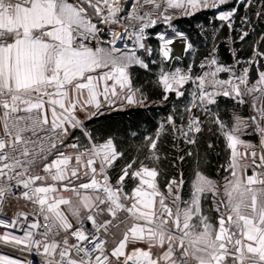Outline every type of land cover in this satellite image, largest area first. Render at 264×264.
<instances>
[{
  "label": "snow or ice",
  "instance_id": "obj_1",
  "mask_svg": "<svg viewBox=\"0 0 264 264\" xmlns=\"http://www.w3.org/2000/svg\"><path fill=\"white\" fill-rule=\"evenodd\" d=\"M226 2L143 0V5L156 10L163 7L160 14L169 20L171 17L165 15L168 9L215 8ZM143 5L138 3V7L121 17L123 8L118 0H75L74 3L69 0H0V205L7 194L13 193V188H22V197L38 206L45 221H51L40 233L42 239L34 238L31 229L41 227L34 222L23 237L4 233L0 234V242L35 247L38 252L42 248L45 264H112L113 260L115 264H264V103L256 106V100H264V71L250 85L247 67L236 75L232 66L220 65L213 57L208 66H215V70L195 78L190 72L183 73L179 69L174 73L162 72L159 76L165 93L183 96L180 89L186 83L191 81L195 85L187 112L192 108L209 112L208 106L215 104L219 95L244 104L245 95L261 94L253 99L256 114L249 118L260 137L259 155L256 145L241 139L242 129L250 126L246 121L236 117L233 127L226 130L219 116L215 117L214 122L219 125L230 150L226 171L230 172L231 179L225 178L222 193L216 181L197 172L189 200L182 201L179 195L183 179L168 181L165 195L159 187L158 170L143 161L133 169L136 160L121 169L113 185L108 169L123 153L117 152L111 138L102 144L93 143L84 151H79L76 143L68 145L77 150L74 155L59 150L69 134V127L81 126L77 109L98 110L101 97L107 104L114 103L115 99L128 104L143 102L142 95L137 99L139 90L132 89L127 69L132 64L143 68L148 65L134 55H116L115 42L121 37L114 31L112 39L106 42L109 47L100 46L105 42L99 41L102 30L98 27L100 23L119 24L122 19L144 22L147 18L148 23L154 24L152 12L140 14L139 8ZM233 14L232 11L222 12L219 19L230 21ZM148 23H141L136 35L138 43ZM228 26L231 28V22ZM247 35L245 32L244 36ZM94 40L98 44L90 46ZM171 43V40L164 41V57L169 55ZM139 46L143 48L144 44ZM255 55L264 56V53ZM204 66L201 64L202 68ZM220 72L230 73L229 78L219 79ZM164 98L167 99V95ZM167 123L190 144L196 143L194 133L202 131L201 119L195 115L188 118L186 130L183 124L177 126L172 116L167 118ZM163 130L162 124L155 138H145L146 159L159 160L157 142ZM53 154L55 158L49 160ZM41 164L44 175L34 170V166ZM249 168L252 175H247ZM82 178L87 182L75 183ZM126 178L138 181L131 193L124 191ZM49 179L52 184L46 183ZM64 181L67 183H62ZM58 182L63 191L73 193L75 201L59 195ZM257 185L259 187H255ZM207 193L212 194L218 213L215 224L201 205ZM61 205L69 207L77 227L74 228L61 211ZM121 212L127 213L134 223L108 252L107 241L97 233L103 229L107 234L109 225ZM19 215L27 219V214ZM98 216L104 217L102 223L98 222ZM85 220L91 222L95 233L86 231ZM15 223V220L11 224L0 220L5 227H14ZM61 231L65 235L62 241H57L55 237ZM70 237L75 238L76 243L70 244ZM85 242L92 245L91 249ZM137 243H144L147 248L133 247L130 252L126 251L130 244ZM154 248L160 250L158 255H153ZM58 249L59 260H56ZM0 264H17V261L0 256Z\"/></svg>",
  "mask_w": 264,
  "mask_h": 264
},
{
  "label": "trees",
  "instance_id": "obj_2",
  "mask_svg": "<svg viewBox=\"0 0 264 264\" xmlns=\"http://www.w3.org/2000/svg\"><path fill=\"white\" fill-rule=\"evenodd\" d=\"M258 13L260 16L259 27L256 26L257 32H249L244 39L235 42L233 48L227 43H221L216 53L210 45L213 39L211 30L217 22L213 20V10H202L190 16L177 17L174 24L188 35L189 43L197 47L194 53L183 54L180 64L184 67L192 65L193 70H198L200 63L212 58L214 54L219 61L229 64L239 57H251L256 45L261 53H264V37L259 41V37L264 33V0H258ZM227 32L228 28L224 26L222 35H227ZM151 40L153 45L157 46L158 41L153 38ZM259 63V68L264 70V57H259ZM172 65H175L174 60L170 66ZM156 67L150 64V69L139 66L131 68L132 84L140 90L144 105L105 109L89 119L86 125L94 138H112L117 151L123 153L110 169L114 181L118 179L126 164L136 160L137 163L133 164V169H136L143 161L145 165L158 170V183L163 191H167L168 181L183 179L180 194L186 199L191 195L192 182L197 172L217 180H222L227 175L230 150L227 149V142L219 125L214 122L215 117L218 115L220 120L229 126L237 111H242L243 116H250L252 101L245 99L244 104H238L231 97L220 95L215 104L208 106L209 112L206 113L200 108H192L191 112H187L185 109L191 106L188 87L183 96L169 92L165 99L163 86L159 84L157 75L152 72ZM255 77L257 74L254 66L252 78ZM192 115L200 117L202 127V131L194 135L195 144L187 143L184 137L174 132L167 123V118L172 116L177 126L183 124L186 130L188 118ZM162 124L164 130L157 142L159 160L146 159L148 150L145 138H155ZM133 185L132 180L127 189Z\"/></svg>",
  "mask_w": 264,
  "mask_h": 264
},
{
  "label": "crops",
  "instance_id": "obj_3",
  "mask_svg": "<svg viewBox=\"0 0 264 264\" xmlns=\"http://www.w3.org/2000/svg\"><path fill=\"white\" fill-rule=\"evenodd\" d=\"M69 2H71V1L69 0ZM122 2H123V0H118V3L123 8L124 4H122ZM183 9H184V11H183L182 16H190V15H193L197 12L202 11V10H208V9L214 11L213 20H216L217 22H216L215 26L212 27V30H211L213 32V39H212L211 44H210L212 46V50L214 53H216V50L221 43H227V44L231 45V47L233 48V45L235 42H239L242 40L241 36H243L244 38L246 37V36H244L245 32H247L248 34H249V32H257L256 26L259 25V16L260 15H257V13H258V0H227V2L225 4H221L215 8L201 7V8H197V9H191V8H183ZM228 11H232L234 13L233 16L231 17L230 21H224V20L219 19V16L222 12H228ZM252 12L254 13L253 15H252ZM180 13H181V11H180ZM89 14H91V9H89ZM95 19H96V17H93L94 23H95ZM229 22H231V25H232L231 28H229V26H228ZM224 26H226L228 28L227 35H222V29ZM184 34H185V37H184V40H185L184 41V45H185L184 54L188 53V52L194 53V51L197 50V47H195V45L189 43L188 35L186 33H184ZM236 35L238 36V39L235 40ZM263 37H264V33L259 37V41ZM257 52L261 53V51L258 49V46L256 45L255 49H254V53L251 57H249V58L239 57L233 63H229V64L219 61L215 54L213 55V57H215L217 59L218 64H220V65L232 66L236 75H240L242 70L247 67L249 69L248 79L250 81H257V79L259 77V73L264 71V70L259 68V64H260L259 63V57H264V56H256L255 53H257ZM121 54H116V55L119 56ZM176 58H180V57H176ZM205 60H208V58ZM205 60H203L200 64L204 63ZM249 61H253V62L249 63ZM254 66L256 67L257 77L252 78V69ZM226 73H228V72H226ZM223 76H225V74H223ZM109 83H111V82H109ZM135 90H137V88L134 87V91ZM118 91H119V89H118ZM137 93L140 94V95H138V100H139L141 97L140 90L137 91ZM217 98H218V96L216 97V100H217ZM262 103H264V100H260V106ZM125 104H126V101H124L122 99H115L114 103L107 104V103L103 102V98L101 97V108L100 109L97 110L93 107H90L87 110V112H83V111H80L79 109H77L76 115L82 123H81V126H78L76 128L69 127V130H68L69 134L67 137H65V140H64L63 152H65V154H68V155H74L77 150L72 149L71 147H68V145H71L73 143H76L80 146L79 151H84L85 148L91 147V145L93 143H95V144L104 143L109 138H106L103 140L94 138L91 135V132L88 130L86 122L89 119L97 116L103 110L109 109L110 106L114 107L115 109H120V107H123ZM137 105H141V103L138 102V103L133 104V106H137ZM49 115H50V113H49ZM0 132H2V131H0ZM113 143H114V141H113ZM114 145H115V143H114ZM73 163H75V161H73ZM97 167H98V165H97ZM35 171L39 172L40 175H44L43 171L40 168L35 169ZM257 171H259V169ZM249 175H252V173ZM204 176H206V175H204ZM209 179H211L213 181H217V179H212V178H209ZM80 182H87V179L82 178L81 181H76L75 183L79 184ZM133 182H134V185L130 189H127V190H132L136 186V184L138 183V181H133ZM46 183L52 184L53 181H51L49 179ZM62 183H67V181H64ZM57 186H58V190H59V195L63 196L66 199H72L73 201H75V197H74L72 192L63 191L59 182L57 183ZM50 195H55V194H50ZM181 199H182V197H181ZM60 209L67 216L68 220L73 224V227L78 226L75 217H73L72 212L67 205H61ZM81 215L82 216L85 215L83 210H81ZM103 219H104L103 216L97 217L98 222H103ZM85 221H87V220H85ZM87 222H89V221H87ZM132 223H134V221L131 220L130 218H128L127 213L123 212L121 214L119 220H118L117 226H113V223L111 225H109L107 234H105L104 230L102 229V233L106 236V238L108 240V248L110 251L113 247L116 246V244L119 242V240L123 238V233L127 230L128 227L131 226ZM133 247H140V248L146 249L147 245L144 243H137L135 245L130 244L128 246V248L126 249V251L130 252ZM152 251H153L154 256L159 254L158 253L159 249L154 248Z\"/></svg>",
  "mask_w": 264,
  "mask_h": 264
},
{
  "label": "built area",
  "instance_id": "obj_4",
  "mask_svg": "<svg viewBox=\"0 0 264 264\" xmlns=\"http://www.w3.org/2000/svg\"><path fill=\"white\" fill-rule=\"evenodd\" d=\"M70 1L73 3L75 2V0H70ZM162 11H163V8H162ZM162 11L161 9L153 10L152 12L153 15L151 16V19L155 20L154 24L148 23L147 18L144 22H142V23H148V27L144 29L143 33L148 34V36L150 37L153 36L161 40V37H164L165 35H167V32L174 31L177 34L175 37L173 38L167 37V38H163V40L164 41L165 40L174 41L175 39L180 38L182 40L181 42L184 43L185 41L184 32L178 29L177 26L174 24V17H177L180 14V10L177 8L168 9L165 15H168L171 17V19L169 20H165L164 16L160 14ZM120 16L125 17V14L122 15V13H120ZM122 21H125V20L122 19L121 22ZM96 22H97V19H95V23ZM140 26L141 24L132 25L128 27L127 32H125V28H120L119 24L105 25V24L100 23L98 24V27L102 30V32L99 34V41L105 42L101 44L100 46L109 47V45L106 42L112 39V32L114 31L120 34V37H121L120 39H117L115 42V47L118 49L117 52H122V50L124 49L125 45L127 44L128 35L131 36L133 39L132 40L133 48H134L133 50H135L137 48L136 35H137V32ZM161 26H163L162 29H160ZM97 44H98V41L94 40L91 42L90 46L94 47ZM228 78L229 76H227L226 79ZM255 82L256 81H249V84L251 85V84H254ZM166 95H168V93H166ZM255 114L256 113L253 111V108H252L250 117ZM0 134H2V132H0ZM255 134L259 137L256 131H255ZM63 147L64 145L60 146L59 150L63 151ZM54 158H55L54 154L49 156V160L54 159ZM37 168H40L42 170V164L39 165L38 167L34 166V170ZM12 183L15 184V181H13ZM22 191H23L22 188L20 189L13 188V193L7 194L4 198L2 205H0V220H3L5 224H11L12 221L14 220L16 221L14 227H5L3 224H0V234L9 233L11 235L23 237L25 231L30 230L29 225L34 222H38L41 225V227L37 229H31V231H33L35 239H42V237L40 236V233L43 232L50 225L51 221L44 220L43 215L40 214L39 212L38 206L24 199L21 195ZM10 202H16L17 205L12 210L9 211L8 207L10 206ZM20 213L27 214V219H25L23 215H19ZM122 213L123 212L119 213L118 218L112 221L113 226L118 225V220ZM109 219H111V217H109ZM84 227L86 231L88 232H92V233L96 232L95 228L91 226V222L85 221ZM64 235L65 234L61 231L60 235L56 236L55 239L57 241H62ZM97 235H99L102 239H105L107 241L105 247L108 250V252H110L108 248V240L106 236L102 233V229L100 230L99 233H97ZM51 239L52 237L50 234L49 242H51ZM69 243L70 244L76 243L75 238L70 237ZM85 246L88 247L89 249H91L92 247V245L87 244V242H85ZM58 251L59 249L57 250V254L54 257L56 260H59ZM42 252H43L42 248L38 252L35 249V247L29 248L24 245L5 244L3 242H0V256H5L11 260L17 261V264H45L46 258L42 254ZM72 255L74 258H76L75 252H73Z\"/></svg>",
  "mask_w": 264,
  "mask_h": 264
},
{
  "label": "rangeland",
  "instance_id": "obj_5",
  "mask_svg": "<svg viewBox=\"0 0 264 264\" xmlns=\"http://www.w3.org/2000/svg\"><path fill=\"white\" fill-rule=\"evenodd\" d=\"M138 3L140 5H143V0H123L122 4H124V7H123V11L121 12L122 15L125 14V16L127 15L128 12H130L132 10L133 7H138ZM163 8V7H162ZM162 8H161V11H162ZM181 11V15L179 14L177 17H180L182 16L183 14V11L184 9L183 8H177ZM153 10H156L154 9L152 6L150 5H143L142 7L139 8V11H140V14L143 15V13L145 11H150V12H153ZM177 17H174V19H176ZM160 18V17H159ZM123 22V23H122ZM119 23V27L120 28H127L132 26V25H137V24H141L142 22L140 21H122ZM122 23V24H121ZM163 26L160 27V29H162ZM177 34L174 32V31H169L167 32V35H165L163 38H167V37H175ZM142 39L139 41V43L137 42V39H136V42H137V48L135 50H125V51H122V52H117L116 54H121V53H126V54H129V55H134L135 57H138L139 59H141L145 64L148 65L147 68L145 69H150V64L151 65H155L157 66L155 69L152 70V72H154L158 79H159V76L161 75L162 72L164 73H174L177 69H179L181 72L183 73H189L191 74V76L193 78H195L196 76H199V75H202L204 72L206 71H210V70H215V66H212L211 68H209V61L212 59V58H209L208 60H205L204 64L205 66L202 68L201 67V64L198 68V70H193L192 69V65H190L191 67H184L180 64L181 62V59L180 58H175L174 59V63L175 65L173 66H170L167 62H166V59L164 58L163 56V53H162V50H161V45L163 43V39L159 40L158 38L156 37H153V36H148V34H142ZM151 38L155 39L158 41V44L157 46L153 45V41L151 40ZM132 40V38H130ZM140 43H143L144 44V47L141 48L139 46ZM133 66H139L141 67L139 64H132L128 69V73H129V76L131 78V85H132V89L134 90V86L132 84V76H131V68ZM143 68V67H142ZM223 74H225V76H223ZM230 73H224V72H220L218 74V78L219 79H226L227 76H229ZM250 81V80H249ZM189 85V86H188ZM188 87V89L186 88ZM243 87V86H242ZM138 89V88H137ZM185 89H187L188 91H190V105H191V101H192V95L191 93L193 92V90L195 89V85L189 81L188 83H186L183 88L180 89V91H182L184 93ZM139 90V89H138ZM138 93H136V96H137V99H138ZM261 94L260 93H253L251 95H245L244 99H249L250 101L253 102V99L255 97H258L260 96ZM141 105H144V101L141 103ZM256 105L257 107H260V100H256ZM127 106H133V104H128L126 102V104L123 106V107H120L121 109L124 108V107H127ZM110 108H114L112 106H110ZM236 117H240L243 121H246L248 123V125H250L249 127L247 128H243L242 129V134H241V139H243L244 141L246 142H249L253 145H256L257 148V154L259 155L260 153V149H259V143H260V137H258L256 134H255V129H254V126H251V121H250V116L246 117V116H243L242 114V111H237L235 112L234 114V119L233 121L231 122V124L229 126L226 125V130H230L233 125L236 123ZM196 133H194L195 135ZM242 150V149H241ZM258 162V161H257ZM229 163V162H228ZM227 167H228V164H227ZM110 169H108V175H109V178H110V182L115 185L116 183V180L114 181L112 179V175L110 173ZM227 169V168H226ZM252 173V169L249 168L247 170V174H251ZM229 178L231 179V176H230V172L227 171V175L223 177L222 180H217V184L218 186L220 187L221 189V193L223 191V185L225 183V178ZM132 181V179H129L126 178L125 179V182H124V191L125 192H128V193H131V190H127V187L129 186L130 182ZM256 187H259V186H256ZM161 190V188H160ZM165 195H167V191H163L161 190ZM174 191H175V188H174ZM179 195L181 196L180 194V189H179ZM182 197V196H181ZM191 197V195L184 199L182 197V201H185V200H189ZM127 203H131L130 201L127 202ZM17 205L16 202H10V206L8 207V210H12L15 206ZM201 205H202V208L204 210V213L206 215H208L211 219V221L215 224L216 223V220L218 218V213L215 212V205L213 203V200H212V194L211 193H207L206 194V198H202L201 200ZM160 252V250H159ZM158 252V253H159ZM112 264H115V261L113 260Z\"/></svg>",
  "mask_w": 264,
  "mask_h": 264
},
{
  "label": "water",
  "instance_id": "obj_6",
  "mask_svg": "<svg viewBox=\"0 0 264 264\" xmlns=\"http://www.w3.org/2000/svg\"><path fill=\"white\" fill-rule=\"evenodd\" d=\"M164 45V41L161 45V50ZM168 48L170 49L169 55L167 57H164L166 59V62L171 65L173 60L176 57H182L185 51V45L183 42H172L171 44L168 45ZM163 53V51H162ZM164 56V55H163Z\"/></svg>",
  "mask_w": 264,
  "mask_h": 264
},
{
  "label": "bare ground",
  "instance_id": "obj_7",
  "mask_svg": "<svg viewBox=\"0 0 264 264\" xmlns=\"http://www.w3.org/2000/svg\"><path fill=\"white\" fill-rule=\"evenodd\" d=\"M130 38H132L131 36H127V44L125 45L124 49L122 51H125V50H133V39L131 40ZM181 42L182 40L180 38L178 39H175L174 41L172 40V42Z\"/></svg>",
  "mask_w": 264,
  "mask_h": 264
}]
</instances>
